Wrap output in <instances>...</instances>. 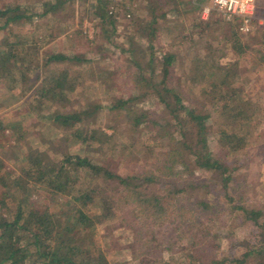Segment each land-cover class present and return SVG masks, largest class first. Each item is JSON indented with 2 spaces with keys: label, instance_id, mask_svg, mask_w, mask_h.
Segmentation results:
<instances>
[{
  "label": "trees",
  "instance_id": "1",
  "mask_svg": "<svg viewBox=\"0 0 264 264\" xmlns=\"http://www.w3.org/2000/svg\"><path fill=\"white\" fill-rule=\"evenodd\" d=\"M146 1L148 9L133 11L119 31L109 1L92 0L106 51L130 63L132 90L106 103L80 95L76 108L74 92L92 77L83 64L92 59L38 52L37 41L60 35L50 20L36 26L37 40L18 37L27 21L54 17L65 0L0 5V82L7 89L0 102L6 108L25 96L22 115L0 114V264H264V198L248 203L255 188L246 161L264 142V77L248 91L237 58L221 61L225 49L241 55L248 48L235 20H226L220 47L203 39L208 22L190 33L174 19L189 2ZM159 33L169 49L156 45ZM28 119L49 142L41 150L27 145L12 164V139L28 132ZM260 185L264 190V180ZM38 190L47 199L41 205L31 198ZM238 217L257 233L235 252L230 232L219 230ZM194 228V236L185 233ZM117 232L133 244L126 259L107 256L121 248Z\"/></svg>",
  "mask_w": 264,
  "mask_h": 264
},
{
  "label": "rangeland",
  "instance_id": "2",
  "mask_svg": "<svg viewBox=\"0 0 264 264\" xmlns=\"http://www.w3.org/2000/svg\"><path fill=\"white\" fill-rule=\"evenodd\" d=\"M30 1L40 2V0ZM148 1L153 2V0ZM179 1L189 2V5L187 6L188 8L191 7L188 12L183 13L182 15L180 14L174 16L175 20L182 22V28H185L187 32L191 33L192 25L196 22H208L210 25L205 29V36L203 39L207 37L208 39L206 43L212 42V44L221 47L222 42L220 40L222 39L223 41V38L228 36L230 24L227 23V21L224 20L216 11H211L204 17L200 5L194 4L190 0ZM2 2L3 0H0V5ZM131 2L134 3V8L131 11H134L133 13L138 15H142L149 6V3H147L146 0H131ZM207 2V0H203L202 3L206 4ZM114 7L116 8V12L114 13L117 28L119 31H125V29L127 30V22L129 18L124 16V12L122 11L123 8L116 5ZM179 7L181 8V4ZM47 20L51 21V24L58 32H60V35L51 41H37L36 47L38 52H41L42 50L62 51L66 54L76 52L79 55L82 54L92 59L91 62L83 64V69L91 72L92 77L82 79L78 89L74 92L72 107L76 108L81 102V96L85 94L88 98L95 100L96 102L106 103L112 94H115L116 96H123L132 90V84L130 82L132 69L130 68V63L126 61L123 56L114 52L112 53L106 51L103 35H101L99 31L100 27H96L98 17L94 13L92 0H65L64 5L57 7L54 17L48 16L42 19L33 18L32 21H27L25 24L26 33L24 31V33L20 32L18 35L19 39L21 40L24 37V34H26L30 36L31 40H37L35 35L36 26L39 24H49L50 22H47ZM211 23H214V27L211 26ZM215 27L219 28L215 29ZM198 30H200L199 26L195 28V31ZM70 33L73 34L72 37L69 38L67 35ZM263 33L264 0H257L255 20L252 23V29L249 32L244 33L245 38L242 43L246 42L248 44V48L245 50V53L238 55L230 48L225 49V51L221 53L220 58L222 62L232 61L237 58L239 61V69L241 70L242 80L244 81L245 79H250L249 85H246L248 91H255L259 89L262 77H264V67L261 68L257 66L260 58V52H263L264 49ZM197 38L198 37L193 34V39ZM168 41L169 37L167 35L159 33L155 43L158 47L163 48V50H167L169 49L167 43ZM0 42H2V38H0ZM39 61H41V56ZM7 81L10 83L9 80ZM25 85H28V83H25ZM5 86V83L3 86V82H0V96L2 98H5L7 95L5 92V90H7ZM19 91V85L15 88L13 86L12 93H15L16 95ZM24 99L25 96L21 97L19 101L14 102L10 105V107L6 108H4L2 106L3 103L0 102V114H4L6 116H9L10 113H12V115H22L24 111L22 109H18V106ZM108 119L113 121L112 117H108ZM103 121H105V119H103ZM36 123L35 119H28L26 122L28 132L22 139H12V142H18V151L11 155L9 160L10 163L13 164L16 162L22 152H27V145H31L33 148H38L40 150L47 146L49 141L43 135V127ZM103 129L108 133L111 132V128L109 127H104ZM262 136L264 137V130H262ZM219 153L220 155L223 154L220 150ZM246 161L248 165L247 178L253 183L255 188V191L252 189L250 192L248 203L259 204L264 198V190L260 187V183L264 180V142H261L260 145L250 150ZM108 189L110 188H107V193L105 194L109 193L110 190ZM31 198L33 203L36 205H41L47 202L44 192L40 190L36 191ZM216 229L217 228L211 230L216 231ZM196 231V228H194L191 229V231L186 230L185 233L188 232L189 234L192 232V235L194 236V232ZM219 231L224 235L230 232V235L227 237L229 241L234 244V250H237L235 252L242 250L247 243L252 242L255 234L257 233V230L253 226H251L248 222H244L240 217L229 221L228 225L225 228H221ZM115 237L119 238L121 248L115 251L110 249L111 251H108L107 255L108 258H117L120 260L128 258L130 251L133 250V244L127 241L124 234L121 232H117ZM188 240L189 239H186V241ZM224 248L230 249V244H227Z\"/></svg>",
  "mask_w": 264,
  "mask_h": 264
},
{
  "label": "built area",
  "instance_id": "3",
  "mask_svg": "<svg viewBox=\"0 0 264 264\" xmlns=\"http://www.w3.org/2000/svg\"><path fill=\"white\" fill-rule=\"evenodd\" d=\"M110 3L109 12H116V6H120L124 16L129 18L134 8L131 0H108ZM194 4L201 6L203 16H207L211 11H216L225 20H235L237 29L242 33H247L252 29L255 20V9L257 0H190Z\"/></svg>",
  "mask_w": 264,
  "mask_h": 264
}]
</instances>
